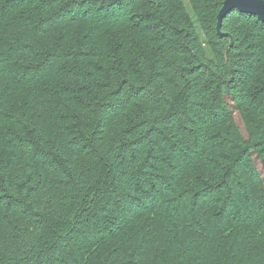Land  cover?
I'll return each mask as SVG.
<instances>
[{
	"label": "trees",
	"instance_id": "obj_1",
	"mask_svg": "<svg viewBox=\"0 0 264 264\" xmlns=\"http://www.w3.org/2000/svg\"><path fill=\"white\" fill-rule=\"evenodd\" d=\"M186 1L0 0V264H264V21Z\"/></svg>",
	"mask_w": 264,
	"mask_h": 264
},
{
	"label": "water",
	"instance_id": "obj_2",
	"mask_svg": "<svg viewBox=\"0 0 264 264\" xmlns=\"http://www.w3.org/2000/svg\"><path fill=\"white\" fill-rule=\"evenodd\" d=\"M237 10L242 13H248L257 16L261 21H264V0H223L220 9L217 12L216 31L219 35H228V33L222 31L223 19L232 11ZM233 40L230 37V41L226 46V50L231 47Z\"/></svg>",
	"mask_w": 264,
	"mask_h": 264
},
{
	"label": "rangeland",
	"instance_id": "obj_3",
	"mask_svg": "<svg viewBox=\"0 0 264 264\" xmlns=\"http://www.w3.org/2000/svg\"><path fill=\"white\" fill-rule=\"evenodd\" d=\"M185 3H187V1L185 0Z\"/></svg>",
	"mask_w": 264,
	"mask_h": 264
}]
</instances>
